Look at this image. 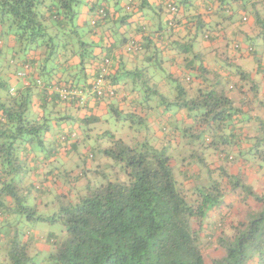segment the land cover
Returning <instances> with one entry per match:
<instances>
[{"label": "trees", "instance_id": "16d2710c", "mask_svg": "<svg viewBox=\"0 0 264 264\" xmlns=\"http://www.w3.org/2000/svg\"><path fill=\"white\" fill-rule=\"evenodd\" d=\"M136 1L0 0V247L5 250V253L0 250V264H35L30 253V232L35 223L41 222L60 226L46 238L51 243V252L44 264H264V193L245 185L240 174L231 176L223 168H217L220 172L216 178L217 169L207 165H204L205 183L185 189L175 179L169 147H157L147 137L148 117L135 112L123 116L114 105H107L108 113L102 110L97 118L85 117L83 127L87 137L96 125L107 127L104 136L109 145L99 152L119 169L123 178L114 172L111 179L109 167L108 171L95 172L97 177L93 171L85 170L79 175L86 177L85 191L74 194L70 188L64 190L63 183H70L63 180L57 192L62 199L52 215H38L40 193L45 192V186L41 185L40 190L32 184L20 185L27 173L23 146H43L48 130L45 118L37 120L29 115L36 90L42 94L43 109L49 103L68 104L74 107L75 115L79 110L86 111L90 98L114 99V85L123 77L131 80L130 92L143 111L185 110L197 123L211 127L213 123L216 130L230 125L234 115L230 100L214 90H198L194 98H189L182 84L190 83L192 76L185 73L182 77L173 76L160 55L163 49L173 50L181 56L183 64L187 62L188 70L204 78L207 72L195 47L200 43L199 37L214 42L219 32L190 15L192 0H170L165 7L173 18L167 23V30L173 34L174 15L182 7L187 14L185 22H178L177 27L183 28L188 40L169 43L170 38L155 34L152 38L144 37L143 45L126 43L127 38L121 39L120 32L124 23H128L134 10L151 8L149 0ZM248 1L218 0L217 13L232 12L234 3L244 5ZM123 3L125 10L121 8ZM109 5L117 8L112 14H119L117 17L108 13ZM82 7L94 12L90 25L83 27L78 25ZM255 8L253 17L259 29L256 38L264 39V16L261 8ZM113 20L119 25L120 38L114 36L117 32L109 34L112 46L121 39L129 53H151L146 66L132 71L122 69L116 79L110 74L109 53H102L101 43L87 40L93 29L105 30ZM3 36L5 47L7 38L11 37L15 43L9 59L5 57L7 49L2 48ZM105 44L109 51L111 43L107 40ZM105 61L109 62L105 78L114 94L98 97L92 88ZM4 65L13 66L14 78L28 82L27 85L12 87L3 76ZM89 71L92 75L87 74ZM160 77L168 80L165 92L152 83ZM62 87L83 94L84 103L80 104L75 95L60 100L55 89ZM170 89L176 92L172 99ZM212 129L207 143L214 140ZM223 147L219 154L230 161L226 148L231 146ZM259 147L262 150L258 156L264 159V146H253L252 152ZM227 188L243 190L244 197V209L236 210L237 215L231 218L227 213H218ZM248 199L253 205L247 203ZM209 248L212 250L208 251ZM215 250L218 255H213Z\"/></svg>", "mask_w": 264, "mask_h": 264}, {"label": "crops", "instance_id": "0c3cea01", "mask_svg": "<svg viewBox=\"0 0 264 264\" xmlns=\"http://www.w3.org/2000/svg\"><path fill=\"white\" fill-rule=\"evenodd\" d=\"M261 1L259 3L257 0H249L244 5L234 3L232 12H222V15L217 13L218 0L191 1L193 9L190 15L199 17L206 26L219 32V37L214 42L201 40L199 37L200 43L195 47V51L200 54L203 61L202 66L207 72L204 74V78H200L197 72L188 70L187 62L183 64L181 56L173 50L163 49L160 53L170 74L175 77L180 75L182 77L184 73L192 76L190 83L182 84L189 98H194L198 90H214L217 94L230 100L234 115L230 125H225L222 129L216 130L213 123L212 127L207 123H197L196 118H193L185 110H172L169 113H164L161 109L154 112L143 111L141 107L136 106L134 96L130 92L131 80L123 77L114 85L116 94L114 99L97 101L90 98L86 111L79 110L75 115L73 114L74 107L68 104L58 106L59 104L53 103V107V104L49 103L43 109L42 94L36 90L29 115L37 120L45 118L48 130L44 133L43 146H23L25 151L23 160L24 165L27 166L25 167L27 173L22 177L20 185L23 187L32 184L33 187L36 186L40 190L42 189L41 185L45 186L43 188L45 192L41 191L40 193L41 200L39 202L41 205L38 209L41 210L49 205L50 199L56 201L58 193L53 194L52 191H58L60 182L64 180L75 183L80 179V163L86 171H93V176H98L95 172L100 171L102 159H105L99 150L109 145L108 138L104 136L107 127L96 125L87 137L84 133L85 123L83 120L85 117L96 116L95 118H97L102 110L105 114L108 113L109 106L107 105L117 107L123 116L125 113L135 112L136 115L145 119L148 117L149 133L147 137L152 138L153 145L157 147H169L175 179L185 189L205 183L204 165H207L212 170L223 168L231 176L240 174L245 185L261 193L264 189V159L258 154L262 147L256 148V151H253L255 154L252 152L253 146H264V39L256 38L259 29L253 17L255 6L258 9L261 8L259 10L264 16V0ZM168 2L170 0H149L151 8L134 10L128 23L121 26L120 32L123 33L121 39L125 36L126 43L134 41L142 45L145 42L144 37L152 38L155 34H163L165 38H170L169 43L172 40H188L183 28L177 27L178 22H185L183 18L187 13H184L182 7L174 15L176 26L173 34L167 30L169 29L167 23L173 18L165 7ZM125 5L126 3H123L121 7L124 10ZM107 7L110 15L114 14L117 9L112 5ZM118 15L112 16L115 18ZM93 18L94 12L82 7L79 12L78 25L82 27L88 23L90 25ZM107 25L109 26L102 31L93 29L92 34L87 35V40L101 43L102 53H109L108 58L112 64L110 74L113 79L123 72L122 69L132 71L135 68L146 66L147 56H150L151 53H145V51L138 54L129 53L125 49L126 43L121 44V39L118 44L112 46L113 40L109 34L117 32L119 25L114 20ZM114 36L120 38L119 31ZM2 39V48L8 50L5 52V57L9 59L10 49L15 47V43L11 37L7 38L5 47V36ZM107 40L111 43L109 51L108 48H105L108 46L105 44ZM235 44H237V48H235ZM3 68V76L12 87L16 89L21 84V87L27 85L28 82L14 78L13 66L4 65ZM87 74L92 75L90 71ZM241 75H245V77L240 78ZM152 83L158 84L162 92L167 90L168 80L164 77L153 79ZM175 95L176 92L170 89L169 97L172 99ZM151 102L155 103V100L151 98ZM212 128L215 129L214 140L212 143H207L205 140L209 134H213ZM203 146L216 147L206 148ZM223 146H231L226 148L230 152V161L222 159L219 154L224 149ZM80 149H82L81 153H79ZM90 155L93 161L87 164L90 161L88 159ZM257 164H260V167ZM219 169L214 172L216 178L219 176ZM223 182L225 183V181ZM71 191L73 192V190ZM241 193L240 189L232 191L227 188L222 208L218 210V213L221 215L227 213L226 215L231 218L237 215L236 210L242 211L245 205ZM247 203L250 206L253 205L251 199H248ZM45 225L48 224L35 223V229L30 232L31 246L35 247V252L31 254L35 264H44L51 252L50 243L43 244L42 240H46L55 225H48L50 228Z\"/></svg>", "mask_w": 264, "mask_h": 264}, {"label": "rangeland", "instance_id": "374dc122", "mask_svg": "<svg viewBox=\"0 0 264 264\" xmlns=\"http://www.w3.org/2000/svg\"><path fill=\"white\" fill-rule=\"evenodd\" d=\"M35 146H38V145H35ZM81 152H82V149L79 150V153H81ZM102 160L103 161L101 162V165H102L103 169L99 167V170L108 171V167H109V172L108 173H109V177L111 179L114 178V172L118 173V176L120 178H123L122 177L123 175L120 173L119 169L111 161H108L107 159L106 160L102 159ZM92 161H93V159L92 160L90 159V161L87 162V164H90ZM80 167H81V172H82V170L84 172L85 171V167L83 165H81V163H80ZM86 183H87L86 182V177H84V178L78 179L73 184H71V183L70 184L63 183L62 187L64 188L65 191H66L67 188H70L71 190H73V194L76 193V192L77 193H83L85 191V188H86ZM260 189H263V187H260ZM255 191H257V190H255ZM57 192L58 191H55V192L52 191L53 194L57 193ZM241 192H242L241 195H243V191H241ZM261 193H264V189L262 190ZM65 194H66V192H65ZM57 195H59V197H57L56 201L50 199L51 203L49 205H47L46 207H43L41 210H39L38 211V215H52L55 211H57L58 206H59V204L61 202V199H62L61 194H57ZM45 226L50 228V226H48V225H45ZM58 228H60L59 225H55V226L52 227L54 232L57 231ZM42 242H43V244H48V242H46V240L45 241L42 240ZM0 250H1V253H4V251H5L3 247H0ZM211 250H212V248L208 249V251H211ZM206 251H207V249H206ZM217 251L218 250H215V252H213V255H218ZM34 252H35V247H34V245H32V246H30V253L33 254Z\"/></svg>", "mask_w": 264, "mask_h": 264}, {"label": "built area", "instance_id": "2783aa9c", "mask_svg": "<svg viewBox=\"0 0 264 264\" xmlns=\"http://www.w3.org/2000/svg\"><path fill=\"white\" fill-rule=\"evenodd\" d=\"M170 10L174 11L175 8L170 7ZM108 65H109V62L105 61V66H103L101 68L100 75H99L97 81L95 82V84L93 85V88H92L93 93H95L98 97H102L105 95L112 96L114 94V92L109 89V86H108L106 78H105L107 75V72H108V69H107ZM24 70H27V67H24ZM20 75H23V74L21 73ZM55 91L58 94L59 99L62 101H66V100H68V98L70 96L75 95V97L77 96L79 98L80 104L84 103V99H83L84 95L83 94L82 95L77 94L74 91L67 89L66 87L57 88V89H55Z\"/></svg>", "mask_w": 264, "mask_h": 264}]
</instances>
